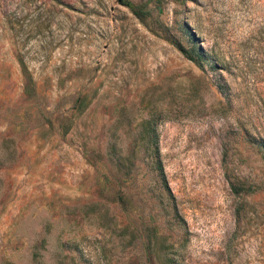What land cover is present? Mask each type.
Masks as SVG:
<instances>
[{
    "label": "rangeland",
    "instance_id": "1",
    "mask_svg": "<svg viewBox=\"0 0 264 264\" xmlns=\"http://www.w3.org/2000/svg\"><path fill=\"white\" fill-rule=\"evenodd\" d=\"M187 32L217 67L171 44ZM247 135L264 140V0H0V264H264Z\"/></svg>",
    "mask_w": 264,
    "mask_h": 264
},
{
    "label": "trees",
    "instance_id": "2",
    "mask_svg": "<svg viewBox=\"0 0 264 264\" xmlns=\"http://www.w3.org/2000/svg\"><path fill=\"white\" fill-rule=\"evenodd\" d=\"M121 1V0H120ZM122 4L126 5L130 8L131 13L141 22H145L146 17L148 16V11L142 9L141 7H135L132 6L129 3L123 2ZM187 38L191 41V44H188L187 46H183L182 43L178 38L171 37L170 42L174 46L177 47L179 52L184 56L186 60L189 62H192L196 67L203 70L205 65H209V67L214 68L218 66L217 64H214L213 60H209L205 57L203 54V51L196 46L194 34L192 33H186ZM188 40V41H189ZM190 43V42H189ZM218 91L225 95V91L223 89V86L219 83H216ZM33 91V84L31 81H27L24 84L23 87V94L27 96H31V93ZM88 105V99L86 95L80 96L76 99L74 103V109L76 112H83L84 109ZM140 137H143L144 139L147 138V140L144 143V148L150 155V158H145L148 164V167L150 170L155 174V177L157 178V181L160 183V188L162 190V193L165 192V195L167 194L169 199H172V194L169 191V188L167 186L165 175L162 167V162L159 157V148L157 144V135L155 133L154 129H151L150 131H142L139 133ZM248 142L252 146H256L260 151H264V140L256 138L252 135H247ZM111 150L113 151L112 154L115 156V144L111 145ZM134 160L136 158H123L120 155H117L116 158H108V161L111 165H114L121 169L123 172V176H128L130 174V171L134 167ZM232 190L236 193L239 189H243L242 186H237L233 183H230ZM247 191V190H246ZM120 203H123L124 199L121 196L119 199Z\"/></svg>",
    "mask_w": 264,
    "mask_h": 264
},
{
    "label": "water",
    "instance_id": "3",
    "mask_svg": "<svg viewBox=\"0 0 264 264\" xmlns=\"http://www.w3.org/2000/svg\"><path fill=\"white\" fill-rule=\"evenodd\" d=\"M118 1H120V0H118Z\"/></svg>",
    "mask_w": 264,
    "mask_h": 264
}]
</instances>
